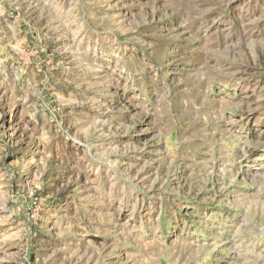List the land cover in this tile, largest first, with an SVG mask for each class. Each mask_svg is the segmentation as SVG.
I'll return each mask as SVG.
<instances>
[{
	"label": "rangeland",
	"instance_id": "1",
	"mask_svg": "<svg viewBox=\"0 0 264 264\" xmlns=\"http://www.w3.org/2000/svg\"><path fill=\"white\" fill-rule=\"evenodd\" d=\"M0 264H264V0H0Z\"/></svg>",
	"mask_w": 264,
	"mask_h": 264
}]
</instances>
